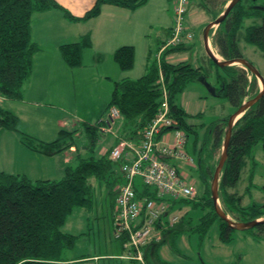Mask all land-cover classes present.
I'll return each mask as SVG.
<instances>
[{"label":"trees","instance_id":"obj_1","mask_svg":"<svg viewBox=\"0 0 264 264\" xmlns=\"http://www.w3.org/2000/svg\"><path fill=\"white\" fill-rule=\"evenodd\" d=\"M148 0H94L92 7L82 16H75L66 7L56 0H0V96L11 100H19L23 96V85L32 73L33 55L40 49L30 37V22L33 13L48 9H57L65 19L71 22L86 21L98 16L103 4H112L128 10L136 9ZM218 0H189L188 6L200 7L206 14L215 19ZM189 9V7H188ZM226 18L218 26L210 30L211 39L218 54L224 59L243 58L241 43L254 45L264 53V0H239L230 9ZM91 44L90 34L85 33L77 41L58 45L60 56L69 67L79 66L82 62V51ZM160 47V46H159ZM183 43L166 47L160 58V67L153 59L148 63L145 72L137 78L123 77L114 80L112 91L103 115L97 122L85 123L84 131L89 137L88 145L94 149L97 136L102 134L99 129L103 118L110 107L119 109L122 122L119 126V136L137 142L141 129L157 114L162 101L159 70L163 76L168 91V107L170 114L179 121L186 135L194 134L193 149L197 155L196 171L203 182L205 196L202 202L194 199H173L168 210L162 214L163 221L156 223L161 228V235L174 234L190 230L192 227L184 226L190 219H186V211L178 222L162 226L167 221V215L176 203L197 205L205 211L199 217L195 230L205 233L210 223L218 220L220 239L229 241L231 229L214 212L210 193V180L218 161L214 152L221 149L223 133L229 114L217 118L211 123L199 126L205 127L202 141L198 143V127L190 123L189 115L182 106L176 103V95L193 80L206 78L208 72L202 67L193 66L190 62H171L166 59L170 51L183 49ZM115 63L123 70H129L134 65V46L122 45L112 53ZM151 53H149L148 58ZM216 67L213 94L225 97L233 107V112L245 99L254 97L258 93L256 77L240 65ZM264 92V91H263ZM18 115L6 107L0 106V132L13 131L20 136L23 146L45 156L70 150L74 143L75 129L61 128L56 138L43 141L33 135L26 134L18 128ZM117 139L114 140L116 143ZM110 146L109 148H111ZM108 148V149H109ZM226 161L219 177V200L223 204L226 214H230L236 221H250L264 216V202L249 200L243 203V194L237 187L245 178L248 185L245 191L249 193L250 187L261 190L264 194V183L257 186L253 177L256 174L258 161L255 151L262 152L264 156V93L254 105L247 108L232 128L230 140L227 145ZM119 163L105 155L92 154L78 155L74 165L65 167L59 179L31 180L23 174H16L0 170V264H67L63 259L66 248L72 247L77 234L64 231L63 226L74 207H88L92 203V187L89 177L97 178L115 199V185L122 181ZM138 196L155 197L154 192L147 187L137 188ZM255 238H264V222L252 227ZM248 229V230H251ZM188 230V231H190ZM166 238L149 243L143 247L144 258L148 261V252L152 244L157 245ZM153 251V250H152ZM151 251V252H152ZM155 255V253H154ZM152 258L148 264H152ZM159 261V260H158ZM155 260L153 261V264ZM157 263V262H156Z\"/></svg>","mask_w":264,"mask_h":264},{"label":"rangeland","instance_id":"obj_2","mask_svg":"<svg viewBox=\"0 0 264 264\" xmlns=\"http://www.w3.org/2000/svg\"><path fill=\"white\" fill-rule=\"evenodd\" d=\"M165 1L168 2V8L171 10L169 13L172 12L173 19V0H148L146 3L149 4L143 6L148 9V12L150 11L151 18L148 20L153 21L150 26L145 29V33H147L146 38H143V41L138 42V39L134 42V66L131 68V76L133 79L140 76L144 71L145 55H147L146 51L151 49L148 63L152 62L153 59L157 63L158 53L156 52L160 47L165 45L171 35V27L169 28L170 31L165 30L170 22H165L163 19L166 11L162 10V5ZM227 1L228 0H218L216 2L217 7H215L216 11L222 9L223 3ZM187 7H189V9H187L183 19L186 28L192 32V37L183 39V45L185 47L177 51H170L166 54V59L171 62H190L195 67L200 65L202 70L208 72V76L204 80L199 78L190 81L186 87L176 95V103L183 106L184 110L192 115L190 122L197 125L198 143H201L205 127L201 128L199 124L203 123L207 125L217 118H222L227 114H231L233 112V107L225 97L213 94L214 87L218 85L215 82L216 67L214 61L209 59L205 53L202 35L203 28L213 19L209 13L206 14L200 7ZM212 48L214 53H217L216 56L221 58L214 45H212ZM241 49H243L244 57L257 67L264 79V53L260 52L254 45L252 46L245 42L241 43ZM164 50H166V48ZM162 52L159 58H161ZM70 68L75 69L73 73L70 72L67 75V83H65L62 88V98H58L57 102L61 103L62 107L60 112H62L65 118V123L62 125V128L65 130H76L74 136L76 155L89 156L94 153L105 155L108 149V143H105V140L109 139V133L99 134L96 144L93 146L94 149H91L88 145L89 137L84 131V125L85 123L92 124L99 119V116L108 104L115 77H113V74L109 73V76H112L110 80L108 77L102 75L101 72H98L99 66L96 65L95 60L93 61L90 57L87 58L84 54L81 64ZM245 70L247 69L245 68ZM258 87H260V81H258ZM119 122L120 121H116L114 125V129L118 134L120 132L118 128L121 126ZM167 134L171 135V131ZM111 137L115 139L113 135ZM187 139L185 150H187L195 160L197 153L195 149H193L194 134L192 132L188 134ZM9 146V139L1 137L0 155L3 156L4 153H10ZM220 150L221 149H217L214 152V156L217 158ZM255 152L258 165L253 180L254 183L259 186L264 183V156L260 149ZM15 158H17V165H20V163L25 164L26 162L19 158L18 153H16ZM2 161L3 158L0 157V162L2 163ZM53 164L55 165V163ZM53 164L51 166L48 164L46 169L51 170L52 168H56ZM186 171L189 172V176L194 183L197 196L195 200L197 203L202 202L204 199L203 196L206 194L203 182L199 179L196 169L187 168ZM88 180L92 187V204L85 208L74 207L72 213L67 217L68 223L63 226L64 231L67 230L74 234L82 232L83 234L79 235L80 238L74 242L75 244L72 248L70 247L71 250H67L68 248L65 249L63 255H70L71 251L75 254L98 253L99 251L105 252L112 243L119 250V242L113 238V230H111L109 224V215L110 212L112 214L113 211V208H111L113 198L111 194L108 193L107 187L97 178L89 177ZM134 183L137 188L143 186L142 180L138 176L134 178ZM247 185L248 181L243 178L236 190L243 194L242 202L248 203L249 200H254L259 203L264 202V194L262 191L250 187L251 189L249 193H247L245 191ZM219 203H221L220 200ZM221 205L223 207L222 203ZM202 209L200 205H197L193 209L191 203L175 204L173 210L167 215V221H164L162 226L172 225L170 222L173 216H177V220L174 222H178L182 217L181 215L186 211V219L189 218L190 221L183 225L192 227L193 231L188 228L190 231L185 230L171 234L168 241L164 240L161 242L158 245L157 254L162 260H167L170 264H264V238L262 240L255 238L254 229H233L231 231L232 237L229 241H223L220 239V236H218V220L211 222L205 233H201L198 229L195 230L194 228L196 227L195 225L199 217L205 212ZM160 233H162L161 230L156 228L154 233L155 236H153L152 239L154 240L156 237H160ZM117 262L121 264V262Z\"/></svg>","mask_w":264,"mask_h":264},{"label":"crops","instance_id":"obj_3","mask_svg":"<svg viewBox=\"0 0 264 264\" xmlns=\"http://www.w3.org/2000/svg\"><path fill=\"white\" fill-rule=\"evenodd\" d=\"M56 1L63 7H66L75 16H82L87 9L94 4V0ZM146 4L149 3H145L131 10L117 7L112 4H103L98 16L89 18L86 21L77 22L68 21L57 9H48L33 13L30 22V37L33 42L38 44L40 49L33 55V70L23 85V96L19 100H11L0 96V105H3V107H6L14 114L18 115V128L26 134L33 135L43 141H49L57 137L58 131L65 123V118L62 112H60L62 105L60 102L57 103L58 98H62V88L64 84L67 83V75L70 72L73 73L75 69L66 65L63 58L60 56L58 45L77 41L79 37L85 33L89 32L90 34L91 46L82 51V56L84 54L87 58L90 57L93 61L95 60L96 65L99 66L98 72H101L102 75L108 77L110 80L112 76L110 77L109 73L113 74V77H115L114 80L122 79L123 77L132 78V69L122 71L115 63L112 53L122 45L134 46L136 40L139 39V42L143 41V38H146L147 33H145V29L149 27L153 21L148 20L151 16L150 11L148 12V9L143 7L144 5L147 6ZM162 6V10L166 11L163 19L165 22H170L165 28V30L168 31L173 24L172 12L169 13L171 10L168 8L167 1H165ZM209 39L212 46V39ZM146 53L143 73L146 70L151 49H148ZM102 114L103 112L101 115ZM190 120L191 118L189 122ZM108 135L109 139L105 140V143H108L107 146L109 148L115 144V139L111 137V134ZM170 136V134H165V137L170 138ZM1 137L9 139L10 153H4L3 156L0 155V157L3 158L2 163L0 162V170L16 174L20 173L33 181L51 178L59 179L62 177L65 167L74 164L78 156L76 155L77 152H75L74 146H72L69 151H61V153L45 156L23 146L17 132H9L8 130L1 131L0 140ZM16 153H18L20 159L26 161L25 164H16ZM53 163H55V165ZM48 164L50 166L53 164L56 168H52L51 170L46 169ZM184 172L189 176V172H187L186 169ZM112 205L113 201L111 203V208ZM111 216L112 214L110 212L109 224L112 230ZM67 223L68 221L66 219L65 224ZM158 229L162 230L161 228ZM76 234L78 235L76 238L77 240L80 238L79 235L83 233L79 232ZM161 236L168 241L171 234H166L165 237H163V235ZM161 236L156 237L153 242L159 241ZM118 242L119 250L112 243L105 252L99 251L98 253L75 254L71 251L70 255H63V259L67 264H119L117 261L121 262V264H139L135 260H130L123 256L126 251H124L121 241ZM150 243H152V241ZM155 244H152V249L148 251L150 255H148L147 263L150 262L152 258V264L154 260V263L157 262L156 264H170L167 260L164 261L158 256L157 249L159 242L157 245ZM71 248L67 250H71Z\"/></svg>","mask_w":264,"mask_h":264},{"label":"built area","instance_id":"obj_4","mask_svg":"<svg viewBox=\"0 0 264 264\" xmlns=\"http://www.w3.org/2000/svg\"><path fill=\"white\" fill-rule=\"evenodd\" d=\"M173 19L171 35L157 54L166 48L184 43L191 38L192 32L186 28L183 16L188 9L189 0H173ZM162 101L157 114L141 129L137 142L124 139L114 129L116 121H123L119 109L110 107L99 129L117 139L107 149L108 157L118 162L122 181L115 185V199L112 205L113 237L121 241L125 258L139 264H148L144 258L143 247L155 236V225L162 221V214L168 210L173 199H194V183L185 171L196 168L197 161L185 150L187 135L179 128V121L174 118L168 107V91L159 70ZM171 131L170 138L165 134ZM138 176L142 185L154 192L155 197L138 196L134 178ZM177 220L173 216L170 224Z\"/></svg>","mask_w":264,"mask_h":264},{"label":"water","instance_id":"obj_5","mask_svg":"<svg viewBox=\"0 0 264 264\" xmlns=\"http://www.w3.org/2000/svg\"><path fill=\"white\" fill-rule=\"evenodd\" d=\"M239 0H228L227 3L224 5V8L219 12V14L216 16L215 19L209 21L206 26L203 28V40H204V50L206 55L209 59L214 61V63L218 67L223 66H232L233 64L240 65L242 68H246L249 70L258 81H260V87L258 89V93L255 94L254 97L247 98L245 101L241 102L242 104L234 110L231 114H229V117L226 121L225 127H224V133H223V140L221 143V150L218 155V161L215 165L214 172L212 174L211 180H210V193H211V199L213 203V209L216 214L230 227L231 229L235 230H245V229H251L252 227L260 224L261 222H264V216L261 218L251 219L250 221H236L234 220L229 214H226L221 203H219V177L222 172L223 165L226 161L227 156V145L230 140V134L233 128V125L235 121L243 115L245 110L252 105L256 103V101L263 95L264 91V79L262 78L260 71L257 69L255 65H253L248 59L245 57L241 58H232V59H224V58H218L214 50L210 44V30L212 28H215L219 25L220 22H222L226 17V15L229 13L230 9L236 4ZM204 80V78H203ZM214 90V89H213Z\"/></svg>","mask_w":264,"mask_h":264},{"label":"bare ground","instance_id":"obj_6","mask_svg":"<svg viewBox=\"0 0 264 264\" xmlns=\"http://www.w3.org/2000/svg\"><path fill=\"white\" fill-rule=\"evenodd\" d=\"M215 55H217V53Z\"/></svg>","mask_w":264,"mask_h":264}]
</instances>
